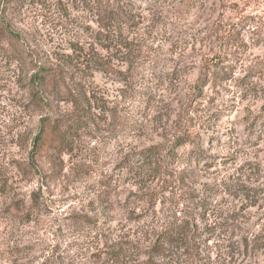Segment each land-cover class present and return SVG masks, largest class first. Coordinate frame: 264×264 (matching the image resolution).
Here are the masks:
<instances>
[{
	"label": "rangeland",
	"instance_id": "obj_1",
	"mask_svg": "<svg viewBox=\"0 0 264 264\" xmlns=\"http://www.w3.org/2000/svg\"><path fill=\"white\" fill-rule=\"evenodd\" d=\"M132 1L135 27L122 35L134 42L135 59L125 81L75 76L98 103L89 128L75 134L77 168L60 177L58 161L52 170L43 155L33 169L22 165L38 119L23 110L28 76L15 59L67 54L73 39L87 51L97 27L74 0H0V19L23 42L0 43V264H111L113 255L112 264H143L157 235L184 222L186 264H264V14L245 28L240 19L259 1L175 0L162 16L153 3ZM54 8L70 26L52 24ZM239 30L243 42L224 45ZM216 58L232 77L214 89L198 78ZM115 59L112 69L124 74L127 65ZM68 110L62 103L57 113ZM152 146L160 150L155 167L135 179L125 162ZM14 200L23 210L9 212Z\"/></svg>",
	"mask_w": 264,
	"mask_h": 264
},
{
	"label": "trees",
	"instance_id": "obj_2",
	"mask_svg": "<svg viewBox=\"0 0 264 264\" xmlns=\"http://www.w3.org/2000/svg\"><path fill=\"white\" fill-rule=\"evenodd\" d=\"M74 1L79 4V7L84 12H88L93 16L94 24L97 27V32L90 35V39L93 42L89 45L90 49L85 51L80 45V40L73 39V41L69 40L67 43L69 46V53L67 54L58 55L51 53L50 58L46 57V61H42L40 56L33 51H30L29 54L27 53V57L24 52H18L20 54H17V58H20V56L22 58L15 59L21 65L24 64V74L28 76L24 83L27 94L23 110H28L32 113V117L38 119L36 131L30 137L29 153L22 165L25 166V169H33L32 165L35 158L43 155L46 165L52 170L55 168L56 160L58 161L59 165L55 170L60 177L66 176V174L63 175L65 169L68 170L67 175H71L77 168V162H73L75 159L73 157L75 134L81 129L82 125L89 128L91 123L90 112L98 103L90 92H80V83L75 76L78 77L79 73L84 74V72L95 71L106 75L118 74L125 81V75L129 73L131 62L136 56L134 42H129L128 38H123L124 36L122 35L125 29H133L135 27V15L138 9L135 7L136 2L134 3L132 0ZM145 1L153 3V6H156H154L156 12L160 16L168 13L167 10H171L173 3H175V0ZM258 1L259 4L254 5L258 7L253 8L254 13H250L247 16L241 15L240 19L244 24L242 25L243 28L249 27V24H251L249 22L258 24V22H254L255 16L258 13L264 14L262 9L264 8V0ZM21 2L22 0H7V4L18 5ZM33 3L39 6L45 5L39 1H33ZM7 7L4 10L2 9L3 15L6 13ZM54 9L57 16L51 19L52 24L56 23L54 26L61 29V24L63 27L70 26L71 20L66 19L64 14L59 11V8ZM250 29L255 33L258 27H250ZM241 35L240 30L231 34L229 31L224 38V45L229 48L237 47L243 42ZM3 39L9 42L7 46L15 49L20 43L23 44L21 42V34L15 32L11 28L10 23L4 21V17L0 19V43H2ZM92 45H97L105 52V55H101L96 49L94 50ZM117 54H120V57H116ZM114 59L119 60L123 65H127L124 74L112 69L111 61ZM224 61L216 58V61H210L208 65L203 66L198 83L211 85L215 89L220 84L230 81L232 77L230 68L224 65ZM62 103L66 104L70 110L60 115L57 110ZM259 118L255 119L254 123ZM64 154L68 156L67 166L63 163L62 156ZM159 154L160 150H158L157 146L142 149L132 158L135 161L132 162V159H128L124 167L128 166L129 174L135 179L143 180L155 167ZM19 170H21V167ZM31 197L26 208L28 214L33 210L34 202L37 201L34 194ZM9 206V212L12 213L20 212L25 207L24 203L19 205L15 200L11 201ZM26 217L29 216L26 215ZM26 222H29V219ZM184 223L174 227L171 226L169 229L159 233L148 248L147 258L143 264H186L189 237L185 232ZM179 252L181 253L178 254ZM182 257L183 260L181 261ZM117 258H119V255H113L110 258L112 260L111 264Z\"/></svg>",
	"mask_w": 264,
	"mask_h": 264
}]
</instances>
